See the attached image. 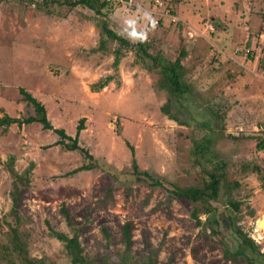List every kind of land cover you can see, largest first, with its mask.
Instances as JSON below:
<instances>
[{
    "label": "rangeland",
    "instance_id": "rangeland-1",
    "mask_svg": "<svg viewBox=\"0 0 264 264\" xmlns=\"http://www.w3.org/2000/svg\"><path fill=\"white\" fill-rule=\"evenodd\" d=\"M71 1L0 0V116L34 115L23 88L67 136L84 119L78 144L92 157L55 146L58 136L38 123L0 128V264H10L1 249L9 226L30 259L71 264L46 222L77 234L88 264H264V149L253 132L264 127V0H131L100 14ZM104 21L131 43L150 44L153 56L173 61L183 48L188 90L177 97L150 60L137 63L130 51L114 68L118 44L103 35ZM203 138L225 176L209 213L168 193L209 182L211 164L193 153ZM10 156L18 175L34 164L29 185L20 186L18 225L9 214ZM133 161L162 187L136 180ZM82 165L91 170L72 172ZM237 231L255 250L241 248Z\"/></svg>",
    "mask_w": 264,
    "mask_h": 264
},
{
    "label": "trees",
    "instance_id": "trees-1",
    "mask_svg": "<svg viewBox=\"0 0 264 264\" xmlns=\"http://www.w3.org/2000/svg\"><path fill=\"white\" fill-rule=\"evenodd\" d=\"M101 0H72L69 5L71 7H76L78 5H82L84 7L89 8L95 13L100 14V9L106 8L108 5L105 2H100ZM153 4L154 0H144ZM100 2V3H99ZM99 3V8L95 9V5ZM102 33L106 39L112 40L118 44V47L113 51L114 60L112 66L116 68L121 58L124 57L125 51H130L134 54V60L137 63H146L147 60L151 61V65L153 68L159 69L160 75L163 77V80L169 86V89L177 96H182L187 90L188 87L181 80V73L183 66L181 64L182 59L186 57L187 53L183 48L178 50V53L173 61L166 60L160 55L153 56L149 53V49L151 47L150 44L146 42L138 41L137 43H131L126 37H123L113 30H111L107 23L104 21L101 23ZM104 41L101 40L99 42V49L103 48ZM151 67V68H152ZM149 66H146V69L151 70ZM112 80V77L109 76L106 80L97 84L95 88L102 89L104 88L106 82ZM96 92V91H94ZM19 93L22 96L23 102L31 105L34 109V115L28 116L25 119L19 118H11L7 114H3L0 117V128L6 130L9 126L16 124L18 127L22 125H30L32 123H38L41 125L43 130H48L58 136L59 140L54 143L55 146H61L67 151H79L84 154L85 158L90 160L92 157L82 148L79 147L78 137L79 133L84 129V119H80L78 125L76 127V135L74 138L67 136L62 129H55L47 119V114L44 106L38 102L34 97H32L26 90L23 88L19 89ZM204 127H207V124H204ZM258 140L256 144V148L258 150L264 149V133L258 134L256 137ZM65 141H68L67 143ZM210 143L211 141L207 138H203L200 141H195L196 147L193 151L194 154L200 156L206 163L211 164L212 170L206 171L205 174L209 179L203 187L198 188L195 186L192 187H174L173 190H170L168 193L172 195L174 198L189 201L191 203L201 202L206 205L205 213H209L211 211L209 206V200H216L218 195V190L220 185L224 181V164L221 162H212L213 154L210 151ZM14 157L10 156L7 166L11 168L13 165ZM199 163V162H198ZM33 163L29 164L27 170L23 172V174H16L13 169H10V174L14 177V191L12 192V208L10 210V216L14 219L16 225L20 222L19 216V203L20 198L22 196V192L20 190V186L24 187L25 185H29V175L33 168ZM133 174L135 175L136 180L143 181L147 183L150 187H162L161 182L151 177L147 172L140 171L135 161H133ZM91 167L89 165H82L78 169L72 172L78 171H90ZM60 213L64 216L65 221L69 227H71L70 216L67 209L62 206L60 208ZM200 223V222H198ZM47 229L50 235L62 242L64 244V249L66 254L70 257L71 264H88L87 258L84 256L83 247L79 241V237L77 234H74L72 237H68L64 233H59L54 231L48 222H46ZM123 231V240L126 245V248H129L131 245L130 238V223H125L122 227ZM105 233V231H104ZM241 240V248L247 247L251 250H255V243L248 236L243 235L240 231H237ZM9 238L8 244L2 245L1 249L3 251L2 257L8 261L10 264H14L11 260H18L21 264H46L42 260L30 259L27 255L26 244L22 242L19 238V233L17 227L9 226ZM241 251L238 250L235 252L236 255H240ZM226 256L229 255L227 251H225ZM234 254V258H235ZM48 264H56V263H48ZM144 264H153L152 259L148 258V260Z\"/></svg>",
    "mask_w": 264,
    "mask_h": 264
},
{
    "label": "built area",
    "instance_id": "built-area-1",
    "mask_svg": "<svg viewBox=\"0 0 264 264\" xmlns=\"http://www.w3.org/2000/svg\"><path fill=\"white\" fill-rule=\"evenodd\" d=\"M101 1L107 3L108 6H112V5L116 4V3L129 4V2L131 0H101ZM158 2H159V0H154L155 5L158 4L160 6V3H158ZM160 20H161L160 18H158L157 20H155V24L157 25L160 22ZM242 51H244L245 56H247L250 53L248 49L247 50H242V49L239 50V49H236L235 50V53L242 52ZM253 132L254 133H258V134H262V133H264V127L263 126H259V127L256 126L253 129Z\"/></svg>",
    "mask_w": 264,
    "mask_h": 264
},
{
    "label": "crops",
    "instance_id": "crops-1",
    "mask_svg": "<svg viewBox=\"0 0 264 264\" xmlns=\"http://www.w3.org/2000/svg\"><path fill=\"white\" fill-rule=\"evenodd\" d=\"M4 114H7L8 115V112L7 111H5L4 110ZM2 115H3V113H2ZM1 115V116H2ZM0 116V117H1ZM47 119H48V116H47ZM49 120V119H48ZM55 121V120H54ZM50 122V121H49ZM51 123V122H50ZM55 123V126H53V128H55V129H62V126H61V123H60V121L58 120V121H55L54 122ZM32 124H34V123H32ZM52 125V124H51ZM42 128V127H41ZM62 130H64V129H62ZM1 131L3 132V128H1ZM84 130H82L80 133H79V137L81 136V133L83 132ZM50 132V131H49ZM64 132H65V130H64ZM76 132V131H75ZM65 134H66V132H65ZM66 135H70V134H66ZM75 135H76V133H75ZM74 135V136H75ZM72 137V136H71ZM54 142V141H53ZM52 142V143H53Z\"/></svg>",
    "mask_w": 264,
    "mask_h": 264
}]
</instances>
